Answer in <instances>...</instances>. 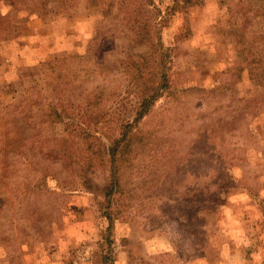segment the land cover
<instances>
[{
	"label": "rangeland",
	"instance_id": "obj_1",
	"mask_svg": "<svg viewBox=\"0 0 264 264\" xmlns=\"http://www.w3.org/2000/svg\"><path fill=\"white\" fill-rule=\"evenodd\" d=\"M106 259L264 264V0H0V264Z\"/></svg>",
	"mask_w": 264,
	"mask_h": 264
},
{
	"label": "trees",
	"instance_id": "obj_2",
	"mask_svg": "<svg viewBox=\"0 0 264 264\" xmlns=\"http://www.w3.org/2000/svg\"><path fill=\"white\" fill-rule=\"evenodd\" d=\"M160 83L163 82L162 79H159ZM168 88V85L166 86ZM166 87H157L155 88L154 92L149 97H142L141 103L138 107L134 110V119L133 121L129 122H122L118 125L117 135L112 137L109 141V149L108 155L110 158L111 170L115 181L118 179L119 175V167L116 165L115 161L119 157L120 154H124V152L128 149L129 145L131 144L132 138H130V131L134 130L136 125L139 121L143 120L150 112L151 107L156 103L158 98H160L161 90L165 89ZM128 135V136H127ZM115 264L114 259H111L110 262L106 259L103 264Z\"/></svg>",
	"mask_w": 264,
	"mask_h": 264
}]
</instances>
